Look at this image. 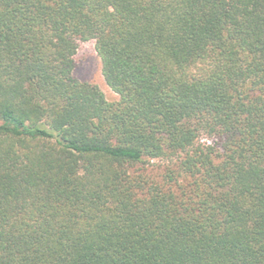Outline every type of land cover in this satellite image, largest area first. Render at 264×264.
Returning <instances> with one entry per match:
<instances>
[{
    "label": "trees",
    "instance_id": "1",
    "mask_svg": "<svg viewBox=\"0 0 264 264\" xmlns=\"http://www.w3.org/2000/svg\"><path fill=\"white\" fill-rule=\"evenodd\" d=\"M0 264H264V0H0Z\"/></svg>",
    "mask_w": 264,
    "mask_h": 264
},
{
    "label": "rangeland",
    "instance_id": "2",
    "mask_svg": "<svg viewBox=\"0 0 264 264\" xmlns=\"http://www.w3.org/2000/svg\"><path fill=\"white\" fill-rule=\"evenodd\" d=\"M73 60L72 75L75 79L96 84L108 100L117 99V94L109 88L102 77L100 60L93 40L79 41Z\"/></svg>",
    "mask_w": 264,
    "mask_h": 264
}]
</instances>
